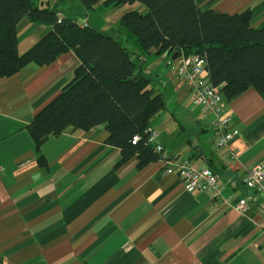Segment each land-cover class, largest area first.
I'll use <instances>...</instances> for the list:
<instances>
[{
	"label": "crops",
	"instance_id": "crops-1",
	"mask_svg": "<svg viewBox=\"0 0 264 264\" xmlns=\"http://www.w3.org/2000/svg\"><path fill=\"white\" fill-rule=\"evenodd\" d=\"M194 1L217 13L250 8L251 26L264 27V0ZM32 2L57 6L62 17L71 15L59 6L74 7L94 27L78 0ZM127 10L145 8L132 3ZM48 30L19 21V54ZM118 40L136 64L134 74L163 97L164 107L148 125L158 133L161 156L210 167L223 200L188 190L161 159L141 169L135 156L116 165L120 150L106 142L103 128L68 126L37 148L27 125L71 79L78 59L68 51L48 65L29 63L0 78V264H264V196L244 184L246 170L264 164L263 98L249 88L225 101L236 135L217 148L211 116L201 114L187 85L164 66L167 56L142 52L124 32ZM240 200L245 210L235 209Z\"/></svg>",
	"mask_w": 264,
	"mask_h": 264
},
{
	"label": "trees",
	"instance_id": "trees-1",
	"mask_svg": "<svg viewBox=\"0 0 264 264\" xmlns=\"http://www.w3.org/2000/svg\"><path fill=\"white\" fill-rule=\"evenodd\" d=\"M71 1V0H61ZM87 10L98 2L116 7L139 3L145 11H125L120 25L132 34L144 53L155 49L170 57L198 54L205 60L208 81L220 87L225 101L249 88L264 100V27L251 26L252 10L234 14L200 10L194 0H78ZM57 6L32 0H0V78L15 75L29 63L44 66L72 51L78 59L71 79L27 125L38 148L64 128H103L106 142L120 150L121 165L135 156L141 169L161 155L146 144L144 130L164 107L163 97L148 86L118 36L77 21L58 17ZM23 18L49 28L23 54L17 49L16 26ZM134 135L140 139L131 143Z\"/></svg>",
	"mask_w": 264,
	"mask_h": 264
},
{
	"label": "built area",
	"instance_id": "built-area-1",
	"mask_svg": "<svg viewBox=\"0 0 264 264\" xmlns=\"http://www.w3.org/2000/svg\"><path fill=\"white\" fill-rule=\"evenodd\" d=\"M58 17H62L59 16ZM165 66L178 79L183 81L189 88L192 102L199 107L203 116H211L210 126L217 148L228 147L234 136V131L229 127L230 116L226 111L225 100L219 86L212 85L205 79V60L198 54H179L175 59L167 57ZM146 144L153 147V150L162 155L163 148L158 143V133L147 127ZM139 135H134L131 143H136ZM231 159L236 158V153H229ZM163 161L166 171L175 170L179 178L185 183L188 190H199L207 192L212 201L223 200L221 188L218 184L217 174L208 166L198 169L191 167L186 162H177L170 158H160ZM244 184L253 188L264 196V164L256 163L248 168L244 176ZM246 208V202L240 200L235 209L242 211Z\"/></svg>",
	"mask_w": 264,
	"mask_h": 264
},
{
	"label": "rangeland",
	"instance_id": "rangeland-1",
	"mask_svg": "<svg viewBox=\"0 0 264 264\" xmlns=\"http://www.w3.org/2000/svg\"><path fill=\"white\" fill-rule=\"evenodd\" d=\"M38 5H39V3H38ZM125 6H127V5L109 7V6H105L100 1L93 8H90L89 13H86V14L88 16H90V18L95 23V24H93L94 27L98 30L102 29V31L107 32V33H112L116 36L120 35L121 32L127 33V34H129V36H132V34L128 31H126L119 23L120 17L124 13V12H122V10L125 8ZM59 8L63 9L66 12V14H70L71 17L77 21H80L82 19V15H84L82 13L77 15L78 11L74 10V7H71L68 9V8H64L62 6H59ZM135 9H138V8H135ZM100 25H103V27H105V28H100ZM18 31H19V33H21L22 29H19ZM159 58L163 59V56H160ZM164 66H165V64H164Z\"/></svg>",
	"mask_w": 264,
	"mask_h": 264
},
{
	"label": "water",
	"instance_id": "water-1",
	"mask_svg": "<svg viewBox=\"0 0 264 264\" xmlns=\"http://www.w3.org/2000/svg\"><path fill=\"white\" fill-rule=\"evenodd\" d=\"M178 55H179V53H178V49H176L175 52H173V53L171 54L170 57H171L172 59H175Z\"/></svg>",
	"mask_w": 264,
	"mask_h": 264
}]
</instances>
